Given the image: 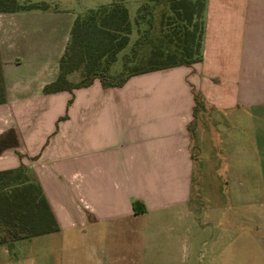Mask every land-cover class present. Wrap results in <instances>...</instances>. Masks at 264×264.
Segmentation results:
<instances>
[{"label": "crops", "instance_id": "1", "mask_svg": "<svg viewBox=\"0 0 264 264\" xmlns=\"http://www.w3.org/2000/svg\"><path fill=\"white\" fill-rule=\"evenodd\" d=\"M235 3L206 0L201 61L53 93L42 88L58 75L76 15L0 12V136L11 128L17 140L1 151L0 171L23 165L59 226L0 244V264L35 237H45L44 264H116L122 236L149 213L186 204L195 95L208 111L195 150L223 148L230 190L241 200L246 192L264 222V0Z\"/></svg>", "mask_w": 264, "mask_h": 264}, {"label": "trees", "instance_id": "2", "mask_svg": "<svg viewBox=\"0 0 264 264\" xmlns=\"http://www.w3.org/2000/svg\"><path fill=\"white\" fill-rule=\"evenodd\" d=\"M205 5L206 0H145L134 19L138 38L131 53L123 57L122 70L115 75L109 73L110 66L128 44L132 31L128 10L118 0L86 10L75 17L58 61V75L43 86V93L72 91L90 85L95 79L105 86H121L134 74L200 61ZM45 8L23 0H0V12ZM145 47L147 57L137 59ZM77 68L81 69V77L71 82L67 74ZM3 101L0 83V102ZM195 102L198 103L196 95ZM16 145L13 129L0 136V153ZM24 171L23 165L0 171V244L59 229L41 186L29 180Z\"/></svg>", "mask_w": 264, "mask_h": 264}, {"label": "rangeland", "instance_id": "3", "mask_svg": "<svg viewBox=\"0 0 264 264\" xmlns=\"http://www.w3.org/2000/svg\"><path fill=\"white\" fill-rule=\"evenodd\" d=\"M23 1L46 8H67L77 16L115 0ZM118 1L128 10L132 31L128 44L118 52L110 66L109 73L113 75L122 70L123 57L131 53L133 43L138 38L134 19L138 7L145 2ZM229 3L232 6L235 0H229ZM147 50L143 48L136 58L142 55L147 57ZM80 77V68L67 74L71 82H77ZM204 101L198 96L194 118L188 125L193 146V182L188 202L176 208L149 213L141 224L136 225L134 233L122 236L120 248L115 254L116 264H264V222L259 219L261 208L245 201L249 197L246 192H242L244 200H241V191L230 190L234 182L227 179L228 163L222 147H218L217 152L207 148L200 152L195 150V127L198 122H205L208 114ZM215 153L218 157H215ZM141 226H144L145 232L140 234L138 228ZM42 238L45 237H35L21 243L23 252L20 256L16 254L21 261L10 255L9 260L1 264H44L40 261L44 246ZM13 248H17V245H13ZM30 249L38 250L40 254L35 257L30 254Z\"/></svg>", "mask_w": 264, "mask_h": 264}]
</instances>
